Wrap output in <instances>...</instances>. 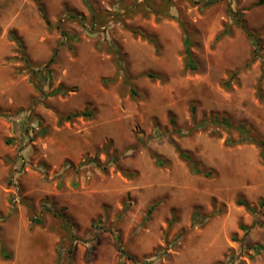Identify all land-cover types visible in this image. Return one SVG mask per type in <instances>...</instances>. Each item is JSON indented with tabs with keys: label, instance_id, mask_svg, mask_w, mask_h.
<instances>
[{
	"label": "rangeland",
	"instance_id": "rangeland-1",
	"mask_svg": "<svg viewBox=\"0 0 264 264\" xmlns=\"http://www.w3.org/2000/svg\"><path fill=\"white\" fill-rule=\"evenodd\" d=\"M192 112L264 139V0H0V264H264L260 150Z\"/></svg>",
	"mask_w": 264,
	"mask_h": 264
},
{
	"label": "trees",
	"instance_id": "trees-1",
	"mask_svg": "<svg viewBox=\"0 0 264 264\" xmlns=\"http://www.w3.org/2000/svg\"><path fill=\"white\" fill-rule=\"evenodd\" d=\"M40 11L43 12L40 8ZM47 23V22H46ZM48 24V23H47ZM16 44L18 45L19 49H22V44L20 43V41L16 40ZM185 44V50H186V64L184 69L185 70H190L193 71L194 68V64L192 61V58L190 56L189 53V41L185 40L184 41ZM148 78L150 79H157V77H155L154 75L151 74H147L146 75ZM128 87H131L130 85H128ZM132 92V94H135V92L131 89L130 90ZM79 117H88V114H85V112L82 113H73L70 114L66 117H60L59 118V123L61 122H71L74 118H79ZM192 121H193V129L191 130V133H195L197 131L200 130H204L209 126H214L215 128L218 129H222L224 130L227 134H229V138L226 140V144L229 146H235V145H244V144H248V145H254L255 147L259 148L260 150V157L262 159V161L264 162V139L260 138L258 136H256L253 131L249 128H246L243 124H233L227 117L225 116H218V115H212L209 118H203L201 120L200 123H196L195 122V116L192 112ZM230 133H236L237 134V139L233 140L231 139ZM176 152L179 156V158L186 162L191 170L192 173H194L195 175H202L206 178L210 177L211 174L208 172H204L203 170H201L198 167V164H196L192 157L184 152L179 151L178 149H176ZM104 153L107 156L108 159V164H116L119 160V158L114 155L112 157H109V155L107 154V149L104 150ZM152 158L155 160L157 165H161L163 162L159 157H156L155 155H151ZM88 162H90L88 160ZM93 162V161H92ZM236 204L240 207H243L247 213L254 215L256 213V207L255 206H250L247 202L238 199L236 201ZM258 207L261 209L264 207V202H259ZM151 210L148 212V214H150ZM223 212V206H221L218 210L213 208L212 213L209 216H200V214L198 213V211H194V213L192 214V218H191V227L195 228L198 226H203L209 219L218 216L220 214H222ZM257 222H254V225H257ZM64 225L66 228H71L70 227V223L69 221H65ZM243 231H245L246 233L249 231L250 228H241ZM122 258H126L128 260H130L132 263L137 264V259L129 254H127L125 252V250H120ZM0 257L3 260H9L10 256L8 255V253L6 252L3 244L0 242ZM61 253L58 251L57 252V259L55 261L54 264H60L61 263Z\"/></svg>",
	"mask_w": 264,
	"mask_h": 264
}]
</instances>
